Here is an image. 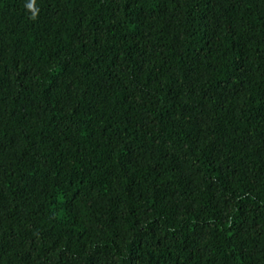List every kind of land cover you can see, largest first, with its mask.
<instances>
[{
    "label": "trees",
    "instance_id": "trees-1",
    "mask_svg": "<svg viewBox=\"0 0 264 264\" xmlns=\"http://www.w3.org/2000/svg\"><path fill=\"white\" fill-rule=\"evenodd\" d=\"M0 264H264V0H0Z\"/></svg>",
    "mask_w": 264,
    "mask_h": 264
},
{
    "label": "clouds",
    "instance_id": "clouds-1",
    "mask_svg": "<svg viewBox=\"0 0 264 264\" xmlns=\"http://www.w3.org/2000/svg\"><path fill=\"white\" fill-rule=\"evenodd\" d=\"M28 7H29V8H32V7H33V4H29Z\"/></svg>",
    "mask_w": 264,
    "mask_h": 264
}]
</instances>
